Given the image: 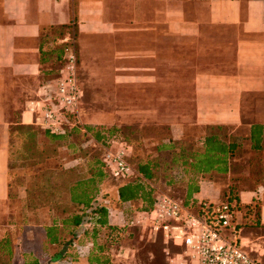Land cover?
Returning <instances> with one entry per match:
<instances>
[{"label": "crops", "instance_id": "1", "mask_svg": "<svg viewBox=\"0 0 264 264\" xmlns=\"http://www.w3.org/2000/svg\"><path fill=\"white\" fill-rule=\"evenodd\" d=\"M60 26H64L63 33L50 31ZM157 27L165 37L179 36L190 42L184 51L188 74L174 83L190 85V94L183 92L180 99L190 109L180 111V119L169 125V140L157 147L159 153L169 152L168 156H149L140 162L150 166L151 179L144 180L138 174L136 162L124 182L139 180L146 189L151 188L152 196L165 193L194 203L220 199L222 175L212 170L192 175L177 158V152L188 144L183 140L190 127L200 131L193 136V143L186 140L189 145L200 147L208 126H225L227 141L238 142L246 150L256 142L264 157V0H0V240H10V253L0 256L2 264H24L33 259L39 264H53L56 259L57 246L47 242L43 226L39 225V241L28 247L15 243L9 236L13 224L1 219L9 199V125L30 121L28 102L35 98L40 84L54 74L51 56L55 60L72 38L115 33L147 40L148 44L138 47L133 55L139 61L146 55L151 62L156 57L151 39L155 40ZM133 68L137 69L132 74L137 84H155L150 73L144 76L146 72L140 70H144L142 62ZM239 158L228 160L246 166L247 162L236 161ZM262 165L260 181L237 194L235 222L241 242L248 239L240 235L242 229H249L243 225L257 221L264 228V162ZM230 169L229 164L225 177ZM120 183L113 185L115 200ZM121 204L127 207L129 203ZM250 204L257 205L256 215L250 212ZM71 229L78 230L76 238L69 229H63L61 235L72 238L74 244L64 264H95L89 261L88 235L79 232L78 226ZM125 249L122 244L116 252L100 257L107 260L106 264L125 262Z\"/></svg>", "mask_w": 264, "mask_h": 264}, {"label": "rangeland", "instance_id": "2", "mask_svg": "<svg viewBox=\"0 0 264 264\" xmlns=\"http://www.w3.org/2000/svg\"><path fill=\"white\" fill-rule=\"evenodd\" d=\"M157 31L155 40L151 39L156 52V57L151 62L146 55L143 61L137 60L133 55L138 47L148 44L142 36L133 38L114 33L75 37L70 40L71 43L68 42L75 52L76 76L82 89L78 107L69 116L70 127L73 126L75 131L68 137L44 143L39 133L32 136L28 130H20V126L26 124L39 131L41 129L38 126L30 122L13 124L15 128L9 134L8 150L9 199L1 219L13 224L9 236L13 237L17 245L21 242L28 245L36 241L35 235L39 234L40 227L35 223L42 226L44 223H58L61 217L76 211V206L68 202L64 184L69 180L87 177L90 164L95 165L93 157L98 159L101 152L100 145L91 141L85 133L86 127L120 128L130 145V166L147 160L149 156H168L169 152H166L167 155L164 151L159 153L157 147L169 140V125L180 119V111L190 109L184 100H180L181 93L190 94V85H174L180 82L181 75H185V72L188 74L184 51L190 48V42L179 36H163L161 27H157ZM51 57L53 63L50 67L54 73L61 62L56 57L54 60V55ZM138 62H142L144 66V70L140 69L146 72L144 76L150 73L149 78L155 84H137L132 74L137 72L133 67ZM153 65L156 66L155 69L152 68ZM198 132L197 128L190 127L188 131L185 130L187 135L183 141L190 143L186 140L192 139L193 143V136ZM242 152L238 156L241 158L236 161L246 162L248 158H252L246 150L243 149ZM256 161H260L262 165L264 157L261 156ZM236 172L243 173L239 189L254 186L252 178H245L247 170L244 165L238 164ZM226 179L227 177L220 180L222 190ZM123 180L125 179H112L105 173L98 185L99 201L110 210L113 220L118 222L130 214L128 208L119 204L112 196L113 185ZM173 198L181 203L183 201L181 198ZM188 207L194 212L191 206ZM238 210L239 208L235 209L236 212ZM255 210L256 207L250 208L253 215H256ZM243 226L249 229H242L241 236L251 239L264 235V228L258 223ZM248 239L242 240L244 248L264 264V250L261 248L264 247V237H258L252 242ZM122 244L128 248L122 252L126 261L116 264L188 263L184 255H178L181 253L180 248L169 242L164 243L160 236H152L146 230H124L113 252ZM169 258L173 260L169 261ZM2 262L0 257V264Z\"/></svg>", "mask_w": 264, "mask_h": 264}, {"label": "trees", "instance_id": "3", "mask_svg": "<svg viewBox=\"0 0 264 264\" xmlns=\"http://www.w3.org/2000/svg\"><path fill=\"white\" fill-rule=\"evenodd\" d=\"M67 27V26H66ZM53 33H63L65 31L63 27H55L50 29ZM63 50L58 54L59 62H62ZM14 125H9V134L15 128ZM20 130H28L29 134L32 136L36 133L40 134L41 140L45 143L59 141L64 137H68L75 128L71 126L68 128L64 135L52 134L46 130H39L31 125H21ZM207 134L203 136L201 146L195 147L193 145L183 146L177 153L178 159H181L183 166H187V169L192 175L208 173L209 171H215L222 178L225 177L227 173L228 166L230 164V175L227 177V182L224 185V190H222L221 198L216 202H226L232 205V208H239L237 205V194L239 192L240 180L243 178V173H237L236 168L238 164L230 163L232 156L238 157L243 154V149L240 147V143L234 141H227V132L225 126H208L206 128ZM85 133L89 136L90 140L99 144L101 147L100 156L103 150L102 144L109 136H115L127 142V139L122 134L120 128L118 127H86ZM250 140L252 142V133L250 132ZM239 146V148H237ZM246 150L252 158L247 159V165L245 166L247 172L245 178L253 179L254 182H258L262 175V165L261 162H257L261 156H263L262 149L260 146H256V142ZM228 158H230L228 160ZM92 162L95 163L94 166H89V175L87 177L77 178L74 180H69L65 182L66 194L68 202L76 206V211L69 213L60 218L58 223L52 222L49 224H43L45 236L48 239L47 242L55 244L56 259L52 261L54 264H64L71 253H73V239L66 238V236H61L65 229H69V232L75 236L78 230H70V227H79V232L88 235L89 254L91 257L89 261H94L95 264H106V259H101L100 255H107L118 245L119 239L122 237L124 228L119 226L110 215V210L99 201L98 197V185L100 184L102 178L104 177V170L100 162V157L96 159L93 157ZM241 165V164H240ZM159 170V169H158ZM136 171L138 174L144 178V180H149L153 176L151 168L148 163H138L136 166ZM161 171V170H160ZM159 171V172H160ZM258 172V173H257ZM157 173V171H156ZM179 174V173H177ZM224 174V175H223ZM156 175V174H155ZM193 179V177H191ZM117 201L119 204L127 202L129 203L127 208L130 214H134L139 211H145L151 208L155 197L151 195V188L146 189L144 184L139 180L132 181H121L120 185L117 187ZM201 201H207V199H202ZM182 203L186 206L195 205L193 201L183 200ZM251 205V204H250ZM256 207L253 204L251 207ZM197 208L195 206V209ZM258 210V209H257ZM255 210V214L258 211ZM256 223H258L256 221ZM39 226V223H35ZM42 226V225H41ZM64 229V230H63ZM59 232V233H58ZM58 233V235H57ZM67 233V231H66ZM36 241L40 238V235H35ZM61 237L63 239H61ZM9 241L6 239L0 240V256L4 253L9 254ZM34 241L32 244H34ZM32 244L27 245L28 247ZM55 248V246H54ZM101 259V260H100ZM24 264H39L36 259L29 261Z\"/></svg>", "mask_w": 264, "mask_h": 264}, {"label": "built area", "instance_id": "4", "mask_svg": "<svg viewBox=\"0 0 264 264\" xmlns=\"http://www.w3.org/2000/svg\"><path fill=\"white\" fill-rule=\"evenodd\" d=\"M38 90L26 109L29 122L52 134L64 135L71 125L69 116L76 111L82 94L72 47H63L61 64ZM102 147L100 162L104 172L114 179H129L132 174L128 163L130 145L109 136ZM189 206L194 212L173 197L160 193L150 209L115 222L125 230L138 228L160 236L164 243L180 248L178 255H184L187 264H261L244 248L231 204L199 201Z\"/></svg>", "mask_w": 264, "mask_h": 264}]
</instances>
